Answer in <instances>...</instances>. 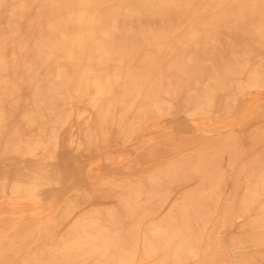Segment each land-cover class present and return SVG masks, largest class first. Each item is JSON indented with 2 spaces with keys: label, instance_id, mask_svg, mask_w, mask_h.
Wrapping results in <instances>:
<instances>
[{
  "label": "bare ground",
  "instance_id": "bare-ground-1",
  "mask_svg": "<svg viewBox=\"0 0 264 264\" xmlns=\"http://www.w3.org/2000/svg\"><path fill=\"white\" fill-rule=\"evenodd\" d=\"M263 108L264 0H0V264H264Z\"/></svg>",
  "mask_w": 264,
  "mask_h": 264
},
{
  "label": "rangeland",
  "instance_id": "rangeland-1",
  "mask_svg": "<svg viewBox=\"0 0 264 264\" xmlns=\"http://www.w3.org/2000/svg\"><path fill=\"white\" fill-rule=\"evenodd\" d=\"M245 106H246V103H245V105L243 106V109L245 108ZM263 109H264V108H263ZM228 130H229V129H222V130H221V135H224V136H225V134H227V133L229 132ZM158 131H159V132H158ZM160 131H161L160 129L157 130L158 134L161 133ZM146 133H147L146 131L143 132L144 135H146ZM154 133H155V131H154ZM221 135H219V136H221ZM171 136H172V135H171ZM161 138H162V137H161ZM199 138H200V137H199ZM180 139H181V138H180ZM200 139H202V138H200ZM9 201H10V200L7 198V203H9ZM64 209H65V207H63L62 205H60L59 208H58L57 210H58V212H60V211H64ZM3 210H5V211L7 210V213H10V211H11V210L9 209L8 206H7L5 209H3ZM77 210H78V209L74 210L73 212H75V211H77ZM41 216H42V215H41ZM41 216H40V217H41ZM7 217H9V216H7ZM44 217H45V216H42L41 218H44ZM7 220H9V218H7ZM25 220H28V221H37L36 218H34V217H28V216L26 217ZM39 232H41V231H36V230L34 231V229H30V232H28L27 234H29V235H34L35 233H39ZM33 249L35 250L36 248L34 247V248H31V249H25L24 252H21L20 255H18V256L15 258V260H17V259H18L19 257H21V256H23V257L26 256V255L28 254V252L31 251V250H33ZM38 249H39V248H38ZM30 254H31V253H30ZM29 256H30V255H29Z\"/></svg>",
  "mask_w": 264,
  "mask_h": 264
}]
</instances>
